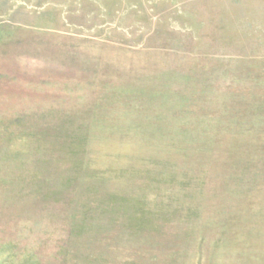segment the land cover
I'll return each mask as SVG.
<instances>
[{"label":"rangeland","instance_id":"obj_1","mask_svg":"<svg viewBox=\"0 0 264 264\" xmlns=\"http://www.w3.org/2000/svg\"><path fill=\"white\" fill-rule=\"evenodd\" d=\"M0 264H264V0H0Z\"/></svg>","mask_w":264,"mask_h":264}]
</instances>
